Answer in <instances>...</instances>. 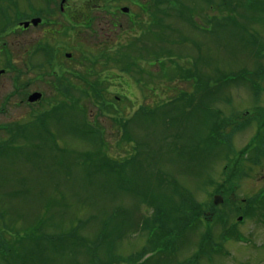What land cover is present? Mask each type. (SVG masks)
Here are the masks:
<instances>
[{
  "label": "rangeland",
  "instance_id": "1",
  "mask_svg": "<svg viewBox=\"0 0 264 264\" xmlns=\"http://www.w3.org/2000/svg\"><path fill=\"white\" fill-rule=\"evenodd\" d=\"M161 2L144 15L133 0H0V51L13 45L23 87L0 121L31 124L0 152L1 239L34 252L9 264H264V0ZM18 14L55 24L7 33L6 17L32 20ZM126 65L141 91L112 85ZM32 92L46 102L26 107ZM66 98L74 110L43 114ZM105 100L118 112L94 107ZM88 120L105 132L84 135Z\"/></svg>",
  "mask_w": 264,
  "mask_h": 264
},
{
  "label": "flooded vegetation",
  "instance_id": "2",
  "mask_svg": "<svg viewBox=\"0 0 264 264\" xmlns=\"http://www.w3.org/2000/svg\"><path fill=\"white\" fill-rule=\"evenodd\" d=\"M71 10L72 11H68L67 13H64V11H65L64 10V6H62V8H61V11L63 12V15L66 14L67 22L69 24H71L72 27H76L77 26L76 23L78 22V20H76V19L78 18V16H76V11H74L73 9H71ZM45 21H47V20L45 19ZM45 21L43 20V23H42L41 26H43V25L46 26L48 24H50V25L55 24V22L52 23V21H50L48 24H46ZM8 51H9V53H7V56L5 57L6 64H4L6 68L5 69H0V78L8 74V76L10 78L9 79V83H10V86H11V91H10V94L6 97V100L3 99V101L0 103V116L2 115L3 108H4V112H6L5 116H7V113L9 112V107L11 108V105L14 104V103H12L13 100H15L16 97H17V91H15V90H16V88H18V78H17L16 72H14V70H13V68H14L13 65H16V62H15L16 61V55H15V52H14L15 49L13 48V45L9 46ZM0 52L2 53V51H0ZM61 69L64 70L63 68H61ZM64 71H66V70H64ZM96 73L97 72H93V73H91V75L94 76ZM129 83H130L129 73L128 72H123V76L120 79V83H115V84L112 83V85L114 86V88H116V87L120 88L121 91L130 92L131 88H130V84ZM2 124H5V123H2L0 121V137H2V135L3 136L7 135L8 139H9V142L12 143L13 140L16 139V138H13V137L16 136L17 132L12 129V126L10 127V129L8 131H6V128H5V130H3L2 129ZM5 125H6V127L9 126L7 124H5ZM1 144H2V141H0V152L2 150V145ZM0 231H1V224H0ZM1 248H2V244H1V238H0V252H1Z\"/></svg>",
  "mask_w": 264,
  "mask_h": 264
},
{
  "label": "trees",
  "instance_id": "3",
  "mask_svg": "<svg viewBox=\"0 0 264 264\" xmlns=\"http://www.w3.org/2000/svg\"><path fill=\"white\" fill-rule=\"evenodd\" d=\"M115 1H118V2H122L123 0H115ZM127 1H131V0H127ZM214 1L215 0H210V5L211 6H214L215 5V3H214ZM133 2H134V4H138L139 5V8L142 10V12L144 13V15H146L148 12H150V11H152L155 7V9L157 10L158 8H159V6L160 5H163V4H161L162 2H161V0H149V2H147L146 4H141V2L139 3V0H137L136 2L133 0ZM164 2L165 3H168L169 2V0H164ZM209 2V1H208ZM151 3H154L153 5L151 4ZM214 7H218V6H214ZM219 8V7H218ZM28 17V15H22V14H18V17H17V20H18V23L20 22V21H22V20H26V18ZM143 22V21H142ZM141 22V23H142ZM161 26V23H160V25H159V27ZM42 49H40V51H41ZM39 51V52H40ZM44 51H46V50H44ZM125 56V55H124ZM139 82V81H138ZM139 83H141V82H139ZM111 109H113V108H111ZM45 115H52V114H57L56 113V111H54V112H52V113H48V112H46V113H44ZM121 124V123H120ZM123 124H124V122H123ZM123 124H121V125H123ZM89 126H91L90 124H88L87 126H86V128H85V130H88V131H90L89 130ZM96 131V130H95ZM95 136H97L96 134H94ZM93 136V135H92ZM94 137V136H93ZM123 140H125V139H123ZM112 162H114L113 160H112ZM116 163V162H115ZM228 179V181H230V179H229V177H227ZM158 211V215H156V216H154L155 218L156 217H158L159 219H163V221H162V223L164 222V219H166L164 216H162V215H164V214H167V213H169V212H167V211H165V210H162V209H159V210H157ZM161 212H162V214H161ZM193 213H195V214H197V213H199V211H197V209H195L194 211H193ZM172 217V216H171ZM196 217H198V215H196ZM199 218H201V217H199ZM178 218H176V220H177ZM180 219H182L181 217L179 218V220ZM191 220V219H190ZM172 221H173V223L175 222V218H173L172 219ZM187 221H189V220H187ZM184 221L182 220V221H180L179 223L177 222L176 223V226L177 227H175L174 229H172L171 230V228L167 225V224H165V226H164V229L167 231V233H169V234H167L166 235V237H164V239H165V241H167L168 239H170L169 237H171V238H181V236H183L182 235V232H181V230L182 229H180V225H182V223H183ZM156 223V220H155V222H154V224ZM158 223V222H157ZM161 223V224H162ZM186 223V222H185ZM184 223V226L186 227L187 225ZM153 224V225H154ZM175 224V223H174ZM180 224V225H179ZM190 224H191V222H190ZM171 225H172V223H171ZM149 229H150V231H149V238H151L152 239V237L154 236V235H156V234H154L153 232H155V229L154 228H150L148 225H146ZM159 226V225H158ZM175 226V225H174ZM193 227V226H192ZM194 228V227H193ZM231 232V231H230ZM234 232V231H233ZM232 232V233H233ZM74 237V236H73ZM75 239V238H74ZM73 239V240H74ZM154 239V238H153ZM152 239V240H153ZM148 241H149V239H148ZM160 243L162 244L161 246H163V248H164V242H162V241H160ZM170 244V243H169ZM168 247V245H166L165 246V249ZM90 252H92L91 250H90ZM128 262V264H133L132 262H129V261H127ZM147 262H149V261H147ZM96 264V263H95ZM142 264H145V263H142ZM148 264V263H147Z\"/></svg>",
  "mask_w": 264,
  "mask_h": 264
},
{
  "label": "water",
  "instance_id": "4",
  "mask_svg": "<svg viewBox=\"0 0 264 264\" xmlns=\"http://www.w3.org/2000/svg\"><path fill=\"white\" fill-rule=\"evenodd\" d=\"M123 12H124V13H128L129 10L124 9ZM40 23H41V20H39V19L34 20V21L32 22V24H33L34 26H38ZM24 26H25L26 28H28V27L30 26V24H29V23H26V24H24ZM41 98H42V96H41L40 94H35V95H33V96L30 98V101H31V102H35V101L40 100ZM220 203H221V204L223 203V198H222L221 196H217V197H216V200H215V204H216V205H219Z\"/></svg>",
  "mask_w": 264,
  "mask_h": 264
}]
</instances>
